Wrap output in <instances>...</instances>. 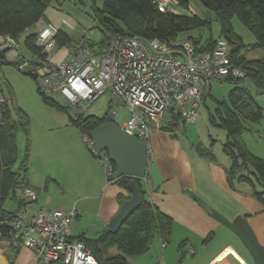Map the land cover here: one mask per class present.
I'll return each mask as SVG.
<instances>
[{"label": "trees", "instance_id": "1", "mask_svg": "<svg viewBox=\"0 0 264 264\" xmlns=\"http://www.w3.org/2000/svg\"><path fill=\"white\" fill-rule=\"evenodd\" d=\"M178 1L181 6L187 7L190 0ZM198 1L212 13V18L218 22L220 36L227 38L229 42L237 46L232 57L244 70V77L250 78L257 88L263 89L264 57L260 59H246L244 55L237 57L238 48L242 44L240 38L233 33L231 18L236 16L246 25L254 35L256 45L264 48V0ZM52 2L53 0H0V36L16 41L24 34L23 45L29 52V56L25 57L27 64L36 67L46 63L48 53L35 43L36 32L31 29L44 16L45 10ZM92 10L96 27L101 33L98 41L90 39L87 41L95 53L105 51L110 38L119 34L158 38L164 43H170L188 30L201 28L209 30L211 23L210 18H201L196 14L190 16L161 12L155 0H101L100 6L92 0ZM189 39L195 46L202 49H209L216 40L211 35L204 41L200 35L190 36ZM71 40L70 35L64 29L57 28L55 34L57 47L68 45ZM2 59L3 53L0 52V64L3 63ZM26 74L31 75V73ZM243 78L224 80L234 83V86L228 92L227 100H215L214 114L209 117L214 124L226 131V141L222 144V151L230 162L226 169L228 181L248 183L251 187V194L264 206V161L248 149L242 137L243 131L248 128L246 122H259L262 119V110L255 97L241 84ZM41 97L46 105L68 113L66 106L54 98L43 94ZM9 100L11 98L4 97V100L0 101V215L13 212L4 209L3 203L12 195L19 205L20 199L16 197V188L28 186L26 168L30 155L29 121L21 110H18L19 119L13 118ZM69 120L77 127L81 135L89 134L95 126L110 121L111 118L108 113L103 117L81 114L77 118L69 116ZM186 120L187 118L180 111L171 109L168 122L162 128L173 133L183 128ZM19 129L26 134L27 142L20 162V171H15L12 165L17 161L16 133ZM112 164L115 169L113 162ZM21 170L24 172L22 177ZM131 179L130 176H120L113 181L125 190V193L118 194L119 204L130 196L129 182ZM135 182L139 188L141 203L127 216L117 231L106 227L94 238L86 237L85 234L77 236L90 248L100 264H131L129 258L147 251L155 236L159 235L162 239H166V236L170 234L171 218L149 201L143 180L135 178ZM257 183L262 186V189L256 187ZM16 247L11 242L5 245V248L11 252H14ZM113 247L115 252L111 251ZM7 255L9 257V254ZM9 264H12L11 260Z\"/></svg>", "mask_w": 264, "mask_h": 264}, {"label": "built area", "instance_id": "2", "mask_svg": "<svg viewBox=\"0 0 264 264\" xmlns=\"http://www.w3.org/2000/svg\"><path fill=\"white\" fill-rule=\"evenodd\" d=\"M155 3L161 12L174 8L172 0ZM56 32L52 25L43 27L36 32L35 43L46 52L55 50ZM88 40L86 33L82 41L69 43L58 60L51 59L49 53L46 63L37 67L48 69L35 77L39 92L52 98L56 94L64 96L68 115L77 118L96 98L109 91L128 112V118L119 126L146 142L151 132L167 124L169 110L181 112L189 101L186 118L193 122L214 80L245 76L232 57L235 46L222 36L209 49H202L191 41L164 43L158 38L119 34L110 38L105 51L98 53L91 50ZM15 66L20 71L24 69L23 64ZM2 100L4 97L0 96ZM111 113L115 117L116 112ZM81 137L100 162L106 181L113 182L116 178L107 152L97 151L89 134L83 133ZM17 192V209L0 215V242L30 249L37 264H100L90 248L71 231L77 216L75 207L34 209L37 191L18 187ZM161 246H165L164 241Z\"/></svg>", "mask_w": 264, "mask_h": 264}, {"label": "rangeland", "instance_id": "3", "mask_svg": "<svg viewBox=\"0 0 264 264\" xmlns=\"http://www.w3.org/2000/svg\"><path fill=\"white\" fill-rule=\"evenodd\" d=\"M94 2L97 6L101 5V0H94ZM172 4L174 8H169L170 13H174L175 11L176 14L190 16L196 14L201 18H210L211 20L209 30L202 28L188 30L181 33V37L176 40L191 41L189 39L190 36L198 37L199 35L202 41L206 40L210 35L214 39L221 37L218 22L212 18V13L198 0H190L187 7L181 6L178 0H172ZM92 15V0H53V3L45 10L43 20L47 17L52 24L63 28L70 35L74 43L82 41L86 33H88L90 40L98 41L101 33L96 27ZM231 25L233 33L240 38L242 44L238 48L237 57L244 55L246 59L263 58L264 48L256 45V39L248 27L236 16L231 18ZM23 37L24 34L15 42L21 49L22 55L28 57L29 52L23 45ZM234 46L237 49V46ZM59 48L63 50V46ZM47 53L49 56V53L51 54L52 52ZM241 84L255 97L262 110V119L257 123L246 122L248 128L243 131L242 136H244L247 142L248 149L251 152L254 151L253 153L261 157L264 161V88H257L248 77H244L241 80ZM233 86L234 83L229 81L214 80L210 87V94L204 98V101L200 102L195 120L190 122L187 118L182 129L196 140L201 139L204 145H212L214 153L218 156H225L222 152V144L226 141V131L214 124L209 116L214 114L215 100H227V94ZM2 95L8 99L11 98L8 103L10 104L11 114L14 119H19L20 114L18 110H21L29 121L30 154L32 143L34 148L37 145L40 146L38 133L34 137L33 131H39L40 138L42 137V131L47 133V140L45 138L46 143L44 144L45 148L40 147L38 150L32 152L31 156H34V164L32 163V165L26 168V177L29 184L38 188V200L36 204H32L33 208L42 206L48 209L59 208L67 210V207L70 208L71 206L69 205H72L77 197L75 193H78L83 188L82 179H84V170L89 163L88 161L91 160L89 158L92 157L94 159L95 157L82 140L77 127L71 124L68 113L53 106L46 105L43 102L41 94L38 91L36 80L32 75L20 71L13 64L1 63L0 96ZM53 98L60 104L67 105L66 99L61 94H56ZM189 103L187 101L184 107L187 108ZM185 108L181 112L186 118ZM109 112H116L114 121L118 124L123 123L128 118V112L122 103L112 96L109 91H106L85 109L84 114L103 117ZM168 115L170 117V110ZM26 142V134L19 129L16 133L17 161L12 165V169L15 171H20V162L25 153ZM23 173L21 170V177L24 175ZM251 177L254 178L252 174ZM80 179L81 182H77ZM87 179L88 181L91 180L90 178ZM256 186L258 189H262L259 183ZM16 197L17 199L20 197L18 192L16 193ZM17 207V202L13 199L12 195L3 203V208L7 211H15ZM90 220L92 218L88 214L86 216L83 215L80 219H74L71 226L72 228L76 226L78 230H73V233L78 236L81 231L79 229ZM85 235L86 237L94 238L98 234L93 230L87 232ZM167 247L166 257L164 255L163 259L161 243L155 238L152 240L147 251L129 258V261L131 264H135L139 260L143 262L142 264H158L159 262L161 264H190V256L187 255L188 250L183 260L178 262L182 255L181 251L176 249L174 242H169ZM1 249L5 251L4 244L2 243H0ZM111 251L115 252V248L113 247ZM255 251L259 254L258 250ZM0 253L2 252L0 251ZM5 253L9 254V257L6 256L7 261L8 259L15 261L16 257L11 251H5ZM261 257H264V255H261Z\"/></svg>", "mask_w": 264, "mask_h": 264}, {"label": "crops", "instance_id": "4", "mask_svg": "<svg viewBox=\"0 0 264 264\" xmlns=\"http://www.w3.org/2000/svg\"><path fill=\"white\" fill-rule=\"evenodd\" d=\"M43 17L33 26L35 32L47 25L59 28ZM65 48L66 45L63 50L58 47L51 51V59L62 58ZM162 127L151 132L147 140L149 165L142 180L149 201L172 220L169 240L155 236L160 243L165 242L163 259L167 244L174 242L182 253L178 262L183 260L187 250H193L187 254L190 264H264V257H261L264 255V206L251 194L250 185L228 181L229 159L225 154L216 155L212 145H204L201 139L196 140L183 128L172 133ZM37 133L40 146L34 148L32 143L31 154L40 147L45 148L47 133L42 131L41 138L37 130L33 131V136ZM31 154L27 166L33 163ZM95 158H89L82 179L83 188L75 193L77 197L69 205L77 210L75 220L87 214L92 218L83 224L78 235L93 230L98 234L105 229L109 218L118 209V194L125 193L117 183L106 181L104 170ZM26 180L27 187L38 193V188L30 185L27 177ZM73 230L78 228L71 226L72 233ZM6 243L2 242L4 249L10 251L5 248ZM15 249L11 252L16 257L12 264H37L30 249L20 246ZM0 251V264H9L8 255L3 249ZM142 263L139 260L135 264Z\"/></svg>", "mask_w": 264, "mask_h": 264}, {"label": "water", "instance_id": "5", "mask_svg": "<svg viewBox=\"0 0 264 264\" xmlns=\"http://www.w3.org/2000/svg\"><path fill=\"white\" fill-rule=\"evenodd\" d=\"M0 52L3 53L2 62L5 64H23V71L31 73L36 77L46 73L47 68H37L35 65L27 64L21 49L16 42L8 37L0 36ZM110 121L102 122L89 131L93 146L97 151H106L108 158L115 165L114 178L130 176V196L124 199L118 206L116 212L109 218L107 228L117 231L124 220L141 203L139 188L135 178L144 179L149 165L148 144L123 130L114 121V114L109 112ZM169 240V236H166Z\"/></svg>", "mask_w": 264, "mask_h": 264}, {"label": "bare ground", "instance_id": "6", "mask_svg": "<svg viewBox=\"0 0 264 264\" xmlns=\"http://www.w3.org/2000/svg\"><path fill=\"white\" fill-rule=\"evenodd\" d=\"M108 115H109V113H108Z\"/></svg>", "mask_w": 264, "mask_h": 264}, {"label": "clouds", "instance_id": "7", "mask_svg": "<svg viewBox=\"0 0 264 264\" xmlns=\"http://www.w3.org/2000/svg\"><path fill=\"white\" fill-rule=\"evenodd\" d=\"M9 38V37H8ZM115 170V169H114Z\"/></svg>", "mask_w": 264, "mask_h": 264}]
</instances>
